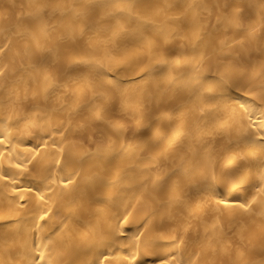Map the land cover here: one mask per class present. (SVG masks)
Returning a JSON list of instances; mask_svg holds the SVG:
<instances>
[{
    "label": "bare ground",
    "instance_id": "1",
    "mask_svg": "<svg viewBox=\"0 0 264 264\" xmlns=\"http://www.w3.org/2000/svg\"><path fill=\"white\" fill-rule=\"evenodd\" d=\"M0 264H264V0H0Z\"/></svg>",
    "mask_w": 264,
    "mask_h": 264
}]
</instances>
